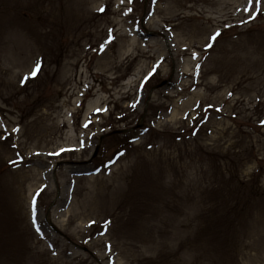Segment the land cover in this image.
<instances>
[{
    "label": "rangeland",
    "instance_id": "1",
    "mask_svg": "<svg viewBox=\"0 0 264 264\" xmlns=\"http://www.w3.org/2000/svg\"><path fill=\"white\" fill-rule=\"evenodd\" d=\"M13 1L0 0V264H264V0L159 3L220 33L176 59L205 62L183 87L109 43L149 0L123 15L100 0L72 32L70 0ZM18 25L41 41L18 43ZM22 171L38 180L14 184Z\"/></svg>",
    "mask_w": 264,
    "mask_h": 264
},
{
    "label": "bare ground",
    "instance_id": "2",
    "mask_svg": "<svg viewBox=\"0 0 264 264\" xmlns=\"http://www.w3.org/2000/svg\"><path fill=\"white\" fill-rule=\"evenodd\" d=\"M9 3H13V0H6ZM40 0H21L22 5L27 8L34 7ZM100 0H70L65 5V18L68 30L70 32L74 31L79 22L88 19L93 14V8L90 5L98 3ZM112 0H108L110 2ZM149 5L145 9V13L141 16L140 22L136 20H129L128 15H124L122 22L119 24V30L116 26L111 25L109 30V36L113 43L119 39V46H126L124 52H122V57L128 60L142 59L146 66L149 63L152 65L154 71L160 70V66L167 64L168 70H164V75L169 76L170 79L175 82H181L182 87L184 79L191 78L194 80L196 78V65L201 68H205V62L199 60L195 62L194 66L188 69L189 65L185 64L176 65V59L182 57H192L194 53L193 50L204 52L202 55H206L207 43L208 41L204 38L205 35H213L212 31L207 25H213L214 19L205 17L204 13L201 14V18H205L207 25L197 26L196 23L188 24L191 17L183 16L179 10L169 7L162 6L159 3L162 0H149ZM128 7L126 4L118 3L116 4V14L123 15L124 8ZM136 8L131 9L134 11ZM35 14V12H34ZM125 29V30H124ZM174 32H178L176 35ZM16 35V40L22 45L26 44H38L41 40L38 38L36 27L29 25H18L14 29ZM116 39V40H115ZM115 40V41H114ZM17 43V44H18ZM20 45V44H19ZM219 53H222L221 59L218 61V66L229 65L230 63V52L222 47L217 48ZM238 64L241 63L240 56L237 57ZM217 62V60H215ZM158 65V68L154 66ZM193 70V72L191 71ZM211 70L206 66L205 74L209 73ZM239 84L241 83V78L239 77ZM200 84V83H199ZM206 86L209 87L210 84L207 82ZM146 98H144L143 101ZM143 101L137 100L132 105L133 107L143 104ZM96 113V112H95ZM62 152L54 153L52 151L50 155L57 160L58 156ZM6 155V151L0 150V160ZM36 154H30L26 158L27 162L33 160ZM67 164L66 161L51 162L50 168L54 169L57 165L60 171L63 172L64 166ZM71 164V162H68ZM74 164V163H73ZM56 169V168H55ZM22 171L21 174H16L13 179L14 184L21 185L24 180L36 181L38 180V174ZM53 226L52 222H49Z\"/></svg>",
    "mask_w": 264,
    "mask_h": 264
},
{
    "label": "snow or ice",
    "instance_id": "3",
    "mask_svg": "<svg viewBox=\"0 0 264 264\" xmlns=\"http://www.w3.org/2000/svg\"><path fill=\"white\" fill-rule=\"evenodd\" d=\"M124 2H125V0H121V3H122V4H123ZM127 2H128V3H132L133 0H127ZM253 5H254V0H253ZM254 10H255L254 6L248 9V11H249L250 14H251ZM99 11H100V12H103V11H105V9H104V8H100ZM128 12H131V9H129ZM128 12H126L125 15H127ZM219 35H220V33H218V32L215 33V34H213V35H210L209 38H208V44H207V47H211V46L216 42V40H217V38L219 37ZM109 43H111V39L109 40ZM192 58H193V59H198V57H197V55H196L195 53L192 54ZM154 67H155V68H158L159 66L156 65V66H154ZM40 70H41V64L38 62V63L36 64L35 68H34V69L32 70V72L30 73V76H31L32 78H35V76H37V75L39 74ZM154 74H155V72H153V75H154ZM27 79H28V77H25V80H27ZM229 95H231V93H230ZM99 111H101V109H97V112H99ZM261 124H262V126H264V121H261ZM85 127H88V124H87V123L85 124ZM33 210L35 211V208H34ZM33 223H36L35 218L33 219ZM93 223H95V222L93 221ZM107 223H110V222H106V224H107ZM39 230H40V229L37 227V231H39Z\"/></svg>",
    "mask_w": 264,
    "mask_h": 264
}]
</instances>
